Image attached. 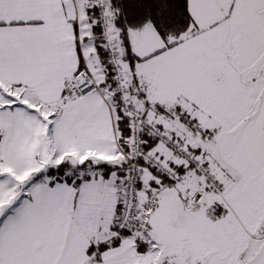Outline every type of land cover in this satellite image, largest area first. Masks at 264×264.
I'll list each match as a JSON object with an SVG mask.
<instances>
[{"label": "snow or ice", "instance_id": "1", "mask_svg": "<svg viewBox=\"0 0 264 264\" xmlns=\"http://www.w3.org/2000/svg\"><path fill=\"white\" fill-rule=\"evenodd\" d=\"M0 264H264V0H0Z\"/></svg>", "mask_w": 264, "mask_h": 264}]
</instances>
